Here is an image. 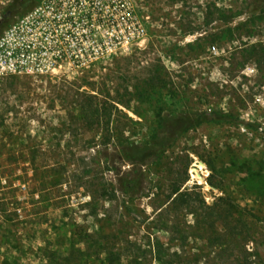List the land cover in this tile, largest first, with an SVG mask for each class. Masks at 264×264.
Listing matches in <instances>:
<instances>
[{"label":"rangeland","instance_id":"1","mask_svg":"<svg viewBox=\"0 0 264 264\" xmlns=\"http://www.w3.org/2000/svg\"><path fill=\"white\" fill-rule=\"evenodd\" d=\"M131 1L145 35L127 51L0 80V264H264V0ZM102 100L130 106L109 124L127 140L191 120L138 177Z\"/></svg>","mask_w":264,"mask_h":264},{"label":"built area","instance_id":"2","mask_svg":"<svg viewBox=\"0 0 264 264\" xmlns=\"http://www.w3.org/2000/svg\"><path fill=\"white\" fill-rule=\"evenodd\" d=\"M145 35L131 0H40L0 35V80L84 70Z\"/></svg>","mask_w":264,"mask_h":264},{"label":"trees","instance_id":"3","mask_svg":"<svg viewBox=\"0 0 264 264\" xmlns=\"http://www.w3.org/2000/svg\"><path fill=\"white\" fill-rule=\"evenodd\" d=\"M38 2L39 0H12V2L8 4V6L4 10V12H9L5 15L3 22L0 24V31L7 23L10 22L12 18L22 16L30 9H32ZM155 79L158 78H154L152 76L151 78H149V80H144V87L135 86L134 92L138 93V95H143L145 93L148 95L149 90H153L158 85L159 87H161L160 84H157ZM174 94L175 93L171 91V95L173 96ZM111 99L113 100V98ZM118 104L123 105L128 109L130 107L128 104L122 102L121 100H116L115 102L102 100L91 110V115L92 117L94 116L95 122L102 126V129L104 130L103 135L108 134V140H110V138L115 135V139L117 141L116 147L119 155L124 160L132 163L133 165L139 166L134 175L140 177L142 176L140 167L145 163L146 159L154 154L162 153L164 149L170 145V142L173 141L176 134L180 133L179 131L183 124L190 122L191 118L184 112L165 115L162 118V121H159L160 123L158 122L157 126L154 127L148 140L137 142L133 140L123 139L122 135H120L121 130L117 126H114L112 128V132L109 134L111 112L113 110H116L122 113V110L118 107ZM101 114L103 115V119L99 118ZM105 116L108 117L104 119ZM138 177H129L128 175L122 177L120 180L119 189L128 196L132 197L133 195H135L137 187L139 185ZM179 187L180 186L177 185L171 191V195L175 194L171 201L174 202V204L186 201L185 198H183V193L179 192ZM190 211L193 213L192 210Z\"/></svg>","mask_w":264,"mask_h":264},{"label":"water","instance_id":"4","mask_svg":"<svg viewBox=\"0 0 264 264\" xmlns=\"http://www.w3.org/2000/svg\"><path fill=\"white\" fill-rule=\"evenodd\" d=\"M8 12H9V11L4 12V14L0 17V24L3 22L4 17H5V15H6Z\"/></svg>","mask_w":264,"mask_h":264}]
</instances>
